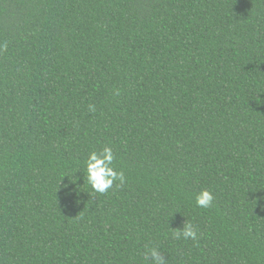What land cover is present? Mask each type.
<instances>
[{
	"label": "trees",
	"instance_id": "obj_1",
	"mask_svg": "<svg viewBox=\"0 0 264 264\" xmlns=\"http://www.w3.org/2000/svg\"><path fill=\"white\" fill-rule=\"evenodd\" d=\"M105 145L126 182L94 195ZM146 245L264 264V0H0V264H146Z\"/></svg>",
	"mask_w": 264,
	"mask_h": 264
},
{
	"label": "clouds",
	"instance_id": "obj_2",
	"mask_svg": "<svg viewBox=\"0 0 264 264\" xmlns=\"http://www.w3.org/2000/svg\"><path fill=\"white\" fill-rule=\"evenodd\" d=\"M89 111H95L94 105H89ZM115 154L110 146L105 145L99 152L91 151L84 161L83 181L90 186L92 194H104L113 188L114 184L119 187L126 182L123 171H118L114 167ZM77 168L72 173L70 182L75 185ZM81 170V169H80ZM67 176V175H65ZM72 189H70V192ZM78 195V189H76ZM214 196L208 189H202L195 197L196 206L209 208L212 206ZM175 239L183 238L185 240L198 238L197 231L191 223H184L182 228L172 233ZM146 264H167V259L163 252L156 245H146L142 253Z\"/></svg>",
	"mask_w": 264,
	"mask_h": 264
}]
</instances>
